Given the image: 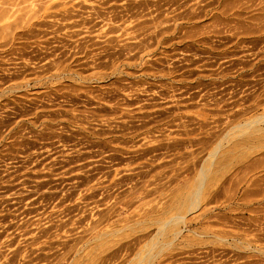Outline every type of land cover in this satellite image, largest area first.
I'll use <instances>...</instances> for the list:
<instances>
[{
    "label": "rangeland",
    "instance_id": "1",
    "mask_svg": "<svg viewBox=\"0 0 264 264\" xmlns=\"http://www.w3.org/2000/svg\"><path fill=\"white\" fill-rule=\"evenodd\" d=\"M208 1L0 0V264H149L176 213L150 264H264V0Z\"/></svg>",
    "mask_w": 264,
    "mask_h": 264
},
{
    "label": "bare ground",
    "instance_id": "2",
    "mask_svg": "<svg viewBox=\"0 0 264 264\" xmlns=\"http://www.w3.org/2000/svg\"><path fill=\"white\" fill-rule=\"evenodd\" d=\"M182 1V0H181ZM211 1V0H210ZM109 2V1H108ZM163 2V1H162ZM47 3V2H46ZM141 3H142V1H141ZM153 3V2H152ZM229 3V0H215V1H213V2H211V3H209V1L207 2V4H206V6H210V5H212V7H211V9H208V10H203V12H204V14L205 15H210V14H212V18L214 19V17H213V15L215 16V14L213 13V9H219V8H223V7H225L226 6V8L228 7L227 6V4ZM159 4V3H158ZM195 4V3H194ZM210 4V5H209ZM214 4V5H213ZM64 5V4H63ZM144 5V4H143ZM152 5V4H151ZM203 6V5H202ZM232 6V5H231ZM230 6V7H231ZM237 6V5H236ZM236 6L235 7H233V8H236ZM256 6V5H255ZM91 7V6H90ZM111 7V6H110ZM125 7V6H124ZM160 7V6H159ZM161 8V7H160ZM178 8V7H177ZM225 8V9H226ZM83 9H85L84 7H83ZM163 9V8H162ZM205 9V8H204ZM225 9H223L224 11H223V13L222 14H225ZM228 9V8H227ZM109 10H110V8H109ZM132 10V9H131ZM220 10V9H219ZM104 11H106V10H104ZM186 11V10H185ZM189 10L187 9V11L186 12H188ZM197 11V10H196ZM108 12V11H107ZM126 12V11H125ZM139 12V11H138ZM154 12V11H153ZM170 12V11H169ZM172 12H174V11H172ZM199 12V11H198ZM197 12V14H195L194 16H197V17H200V14ZM202 12V11H201ZM206 12H207V14H206ZM222 12V11H221ZM71 13V12H70ZM117 13V12H116ZM136 13V12H135ZM183 13V12H182ZM104 14V13H103ZM109 14V13H108ZM192 14V13H191ZM98 15V14H97ZM100 15H102V14H100ZM105 15V14H104ZM107 15V14H106ZM105 15V16H106ZM113 15V14H112ZM112 15H111V19H113L112 18ZM126 15V14H125ZM145 15V14H144ZM178 15V14H177ZM188 15V14H187ZM239 14H237V16H238ZM103 16V15H102ZM110 16V15H109ZM134 16V15H133ZM143 16V15H142ZM75 17V16H74ZM97 17V16H96ZM95 17V18H96ZM108 17V16H107ZM113 17H114V15H113ZM117 17V19L118 18H120V17H122V16H118L117 14H115V17L114 18H116ZM137 17V16H136ZM216 17V16H215ZM175 18V17H174ZM194 18H196V17H194ZM86 19V18H85ZM121 19V18H120ZM171 19V18H170ZM191 19V18H190ZM87 20V19H86ZM102 20V19H101ZM114 20V19H113ZM116 20V19H115ZM158 20V19H157ZM104 21V20H103ZM117 21V20H116ZM161 21H163V20H161ZM164 21L166 22L167 20H165L164 19ZM183 21V20H182ZM83 22V21H82ZM147 22V21H146ZM75 23V22H74ZM264 23V22H263ZM78 24V23H77ZM169 25V24H168ZM167 25V26H168ZM240 25V24H239ZM157 26V25H156ZM198 26V25H197ZM250 26H251V24H250ZM261 26V25H260ZM263 26V25H262ZM262 26H261V29H262ZM170 27V26H169ZM182 27V26H181ZM238 27H240V26H238ZM162 28V27H161ZM109 29V28H108ZM164 29V28H163ZM168 29V28H167ZM233 29V28H232ZM257 29V28H256ZM167 31V30H166ZM176 31V30H175ZM264 31V30H263ZM111 32H113V31H111ZM158 32V31H157ZM218 32H219V30H218ZM158 33H160V31L158 32ZM167 33V32H166ZM161 34V33H160ZM178 34V33H177ZM218 34V33H217ZM127 38V37H126ZM216 38V37H215ZM108 41V40H107ZM196 41V40H195ZM206 42V41H205ZM97 43V42H96ZM42 44V43H41ZM85 45V44H84ZM154 45H155V43H154ZM57 46V45H56ZM126 46V45H125ZM142 46V45H141ZM93 47V46H92ZM129 47V46H128ZM136 47V46H135ZM127 48V47H126ZM15 49V48H14ZM106 49V48H105ZM122 49H123V47H122ZM107 50V49H106ZM118 50V49H117ZM9 51V50H8ZM121 51V50H120ZM92 51H90L89 50V48L87 47L86 48V50H85V52H83V53H85V54H90ZM220 52V51H219ZM79 54V53H78ZM86 56V55H85ZM94 58V57H93ZM113 59V58H112ZM130 59V58H129ZM59 60V59H58ZM78 60V59H77ZM63 61H64V58H63ZM99 61V60H98ZM116 62V61H115ZM93 63V62H92ZM12 65V64H11ZM83 65V64H82ZM96 66H97V63H96ZM55 67L56 68H58V67H61V64L60 63H57L56 65H55ZM55 67H53V68H55ZM65 67V66H64ZM98 67V66H97ZM250 68V67H249ZM242 75V74H241ZM262 87V86H261ZM4 92V91H3ZM261 101V100H260ZM213 102V101H212ZM264 103V102H263ZM229 104V103H228ZM227 104V105H228ZM210 105V104H209ZM256 105V104H255ZM256 107H257V105H256ZM225 112V111H224ZM222 113V112H221ZM241 113H242V111H241ZM240 114V113H239ZM241 115V114H240ZM235 116V115H234ZM238 116V115H237ZM259 123H263V125L262 126H259L260 124ZM233 125V124H232ZM187 128V127H186ZM232 128H242L243 129V134L244 133H246V131L248 130V131H250V130H255V132H260L262 129H264V113H262V114H260V115H257V116H255L254 118H252V119H249L248 121H247V119L245 120V121H242V122H238V124H236V125H234ZM231 128V129H232ZM235 130V129H234ZM244 130H246V131H244ZM228 132H225V133H223L222 135L223 136H221L220 137V139L217 141V144H216V146L214 147V150L212 151V152H210L209 153V155H208V157H207V159H209V158H211V157H214V155H216V153H217V149L221 146V144H222V140L223 139H225V138H227V136L228 135H230L231 136V134H230V132H229V130H227ZM189 132V131H188ZM262 132V131H261ZM252 133V132H251ZM242 134V135H243ZM241 135V134H240ZM246 135V134H245ZM220 136V135H219ZM248 137V136H247ZM229 138V137H228ZM189 139V138H188ZM189 141V140H188ZM187 141V142H188ZM196 143H197V141H196ZM195 143V144H196ZM253 143V142H252ZM186 144V143H185ZM188 144V143H187ZM214 144V145H215ZM253 145V144H252ZM181 146V145H180ZM177 147H178V145H177ZM258 159V158H257ZM260 159V158H259ZM214 160H215V158H214ZM210 161H211V159H210ZM251 161V160H250ZM263 161V160H262ZM214 162V161H213ZM210 164H211V162H209ZM204 164V163H203ZM205 165V166H204ZM204 165H201V167L199 168V170H198V172H197V186H196V188L192 191V193H191V195L189 196V194H188V196H189V201H188V205H187V210H191V211H194V208H195V210H196V208H197V204H198V200H199V197H200V191H201V188L203 187L202 185H203V181L205 180L204 178H206V175H207V171L210 169V166H206L207 165V163L206 164H204ZM250 169V168H249ZM214 171V170H213ZM253 171V170H252ZM207 172V173H206ZM247 172V171H246ZM246 175V174H245ZM259 178V177H258ZM196 180V179H195ZM257 180L258 179H252V181L250 182L251 183V185L254 187V189L253 190H251V192L253 193V194H258V196H261L260 194L261 193H263L264 192V187H263V185L261 186L260 184H258L257 183ZM258 181H260V179L258 180ZM243 182V181H242ZM249 183V182H248ZM261 183V182H260ZM263 183V182H262ZM248 188V187H247ZM244 191H245V189H244ZM236 192V191H235ZM247 192L248 191H245L244 193H242L243 194V196H244V198H245V196H246V194H247ZM203 193V192H202ZM249 194V193H248ZM257 196V195H256ZM263 196V195H262ZM231 197V196H230ZM242 199L243 200V202L241 203L242 204V206L243 207H245V208H248L249 206L251 207V203H250V201L247 199V200H245V199ZM251 198V197H250ZM249 198V199H250ZM260 198V197H259ZM258 198V199H259ZM262 198V197H261ZM229 199V198H228ZM253 200H255V198H252ZM251 200V199H250ZM257 200V199H256ZM258 203H260L259 201H257ZM264 202V201H263ZM262 203V202H261ZM241 206V205H240ZM181 207V206H180ZM243 207H242V209H243ZM193 209V210H192ZM241 209V210H242ZM250 209V208H249ZM161 210V209H160ZM209 210V209H208ZM207 209H204L203 210V212H202V216L203 217H205V215H207V213L209 212ZM235 210V209H234ZM255 211V209H254V207L250 210V214L251 215H249L250 217L249 218H251L253 221L255 220V221H257L256 219L258 218V216H260L261 217V215L262 216H264V212H254L253 214L251 213V211ZM243 211H245V210H243ZM160 213V212H159ZM158 213V214H159ZM179 213V212H178ZM150 214V213H149ZM209 214V213H208ZM158 216V215H157ZM160 216V215H159ZM159 216L158 217H156V218H152V216H150L151 218V220H154V221H152L153 223H158L159 224V227L157 228L158 230H156L154 233L155 234H153L152 235V240L155 238L156 239V237L157 236H160V237H162V235H164V234H169V236H172V239L170 240V241H168V242H166V243H162L163 245L161 246L160 244H159V242L158 241H156V242H152L151 243V249L153 250L154 248H156V247H158V245H160V247H158L157 248V251H156V253H151V251L150 250H147V252H146V254L147 255H141L140 253V255H141V258H140V260H138L139 261V263H142V262H144V261H146V260H148V259H150V261H149V264L151 263V259H153V258H155L157 255H158V253L162 250V248H163V246L165 245V246H169L171 243H172V241L177 237V235H179L180 233H181V225H182V227L184 226L185 228H187V230H190V228H188L187 227V222H186V218H185V215H184V213L183 214H173L172 216H170L168 219H165L164 221H163V219H162V221H161V219L159 218ZM219 216V215H218ZM145 217V216H144ZM163 217V216H162ZM257 217V218H256ZM221 218V217H220ZM226 218V217H225ZM256 218V219H255ZM145 219H146V217H145ZM144 219V220H145ZM259 219V218H258ZM141 220V219H140ZM138 221V224L139 223H142V221ZM220 220V219H219ZM148 222V221H147ZM255 223V222H254ZM138 224H136V225H138ZM157 224V225H158ZM248 224V223H247ZM149 225V224H148ZM254 226V225H253ZM255 229V228H254ZM191 231V230H190ZM260 231H262L263 232V230L262 229H260L259 230V233H260ZM191 232H193V234L194 235H196L197 237H202V235H203V233H199V232H196V231H194V230H192ZM102 234V233H101ZM167 234V235H168ZM107 235V234H106ZM103 236V235H102ZM166 238V237H165ZM168 238V237H167ZM218 238V237H217ZM157 239H159V238H157ZM162 239V238H161ZM220 239H223L222 237H220ZM149 241H151V240H149ZM155 241V240H154ZM161 242V241H160ZM195 242V241H194ZM81 243V242H80ZM149 244V243H148ZM164 246V247H165ZM193 247V246H192ZM144 248V247H143ZM252 248V247H251ZM148 249H150V248H148ZM145 251V250H144ZM204 252V251H203ZM151 253V254H150ZM139 254L138 253H136V255H135V257L137 258L138 256H139ZM148 258V259H146V260H144L143 261V259H145V258ZM217 257V256H216ZM139 258V257H138ZM137 258V259H138ZM206 258V257H205ZM196 259V258H195ZM127 260V259H126ZM182 260V259H181ZM205 260V259H204ZM203 260V261H204ZM126 262V261H125ZM122 263H123V261H122ZM147 263V262H146ZM153 263V262H152ZM148 264V263H147ZM160 264V263H159Z\"/></svg>",
    "mask_w": 264,
    "mask_h": 264
}]
</instances>
